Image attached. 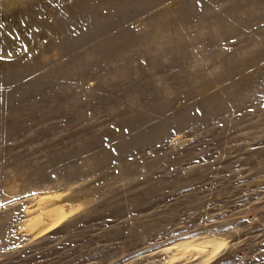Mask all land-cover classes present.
<instances>
[{
  "label": "rangeland",
  "instance_id": "1",
  "mask_svg": "<svg viewBox=\"0 0 264 264\" xmlns=\"http://www.w3.org/2000/svg\"><path fill=\"white\" fill-rule=\"evenodd\" d=\"M0 264H264V0H0Z\"/></svg>",
  "mask_w": 264,
  "mask_h": 264
},
{
  "label": "bare ground",
  "instance_id": "2",
  "mask_svg": "<svg viewBox=\"0 0 264 264\" xmlns=\"http://www.w3.org/2000/svg\"><path fill=\"white\" fill-rule=\"evenodd\" d=\"M61 220V215L58 212H55L54 214H48V215H42V216H33L30 217L26 221V225L28 230L30 232H37L43 229H47L50 226H53L56 222ZM32 234V233H31ZM214 244H201V243H194L193 248L202 250L203 252L209 253L213 249Z\"/></svg>",
  "mask_w": 264,
  "mask_h": 264
}]
</instances>
